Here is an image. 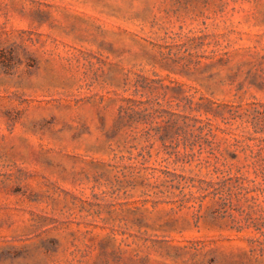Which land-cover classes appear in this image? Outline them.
I'll return each mask as SVG.
<instances>
[{
	"label": "rangeland",
	"instance_id": "374dc122",
	"mask_svg": "<svg viewBox=\"0 0 264 264\" xmlns=\"http://www.w3.org/2000/svg\"><path fill=\"white\" fill-rule=\"evenodd\" d=\"M0 264H264V0H0Z\"/></svg>",
	"mask_w": 264,
	"mask_h": 264
},
{
	"label": "trees",
	"instance_id": "16d2710c",
	"mask_svg": "<svg viewBox=\"0 0 264 264\" xmlns=\"http://www.w3.org/2000/svg\"><path fill=\"white\" fill-rule=\"evenodd\" d=\"M124 105L122 106V110L125 112L126 110H131L132 112L135 111V108L138 107L139 104L143 103L141 100H136L132 97H124ZM138 102V103H137ZM126 103V106H125ZM129 120L132 122L133 119L129 118Z\"/></svg>",
	"mask_w": 264,
	"mask_h": 264
}]
</instances>
